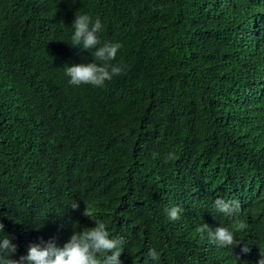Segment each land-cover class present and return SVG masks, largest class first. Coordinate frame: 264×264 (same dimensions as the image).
<instances>
[{"label":"trees","instance_id":"obj_1","mask_svg":"<svg viewBox=\"0 0 264 264\" xmlns=\"http://www.w3.org/2000/svg\"><path fill=\"white\" fill-rule=\"evenodd\" d=\"M77 11L101 19V42L122 44L114 63L126 74L103 88L64 74L92 59L71 45ZM218 197L240 213H218ZM85 207L126 241L122 264H257L264 0H0V223L12 258L94 227ZM203 223L241 244L201 239Z\"/></svg>","mask_w":264,"mask_h":264},{"label":"clouds","instance_id":"obj_2","mask_svg":"<svg viewBox=\"0 0 264 264\" xmlns=\"http://www.w3.org/2000/svg\"><path fill=\"white\" fill-rule=\"evenodd\" d=\"M103 23L97 16L95 19L89 14L76 12L72 24L73 34L71 45L81 48L91 53V62L79 65L65 66L64 74L69 78V83L74 86H91L103 88L114 78L126 74V66L123 62H116L118 51L122 48L119 42H101L99 33L103 31ZM156 154H154L155 156ZM175 159L174 153H168L165 162ZM71 207L75 210L79 204L73 202ZM214 209L225 216L233 217L240 213L241 204L237 199L225 200L216 198L213 204ZM169 220L180 219L182 209L172 206L165 209ZM83 215L91 220L94 227H83L73 230L70 238L62 247H58L53 239L39 243H31L27 248V255L20 256L19 259L12 257L18 251V246L13 243V238L4 234V224L0 223V264H122L126 241L123 237H111L106 224L102 219L91 214L85 207ZM243 228V225H240ZM195 231L200 234L201 239L205 234L209 242L220 248L233 249L240 245L235 239V232L225 226H218L215 229L208 224L199 225ZM242 253L247 254L250 249L245 244ZM148 256L153 261L159 260V254L155 248L148 252ZM262 257L257 264H264V252H260ZM237 259H239L237 257Z\"/></svg>","mask_w":264,"mask_h":264}]
</instances>
